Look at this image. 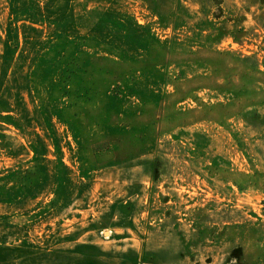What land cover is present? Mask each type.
<instances>
[{
  "label": "rangeland",
  "instance_id": "rangeland-1",
  "mask_svg": "<svg viewBox=\"0 0 264 264\" xmlns=\"http://www.w3.org/2000/svg\"><path fill=\"white\" fill-rule=\"evenodd\" d=\"M264 264V0H0V264Z\"/></svg>",
  "mask_w": 264,
  "mask_h": 264
},
{
  "label": "crops",
  "instance_id": "crops-1",
  "mask_svg": "<svg viewBox=\"0 0 264 264\" xmlns=\"http://www.w3.org/2000/svg\"><path fill=\"white\" fill-rule=\"evenodd\" d=\"M128 261L122 263L125 264ZM144 264H195L193 262H189L183 259H174V260H160V259H152L149 261H146Z\"/></svg>",
  "mask_w": 264,
  "mask_h": 264
}]
</instances>
